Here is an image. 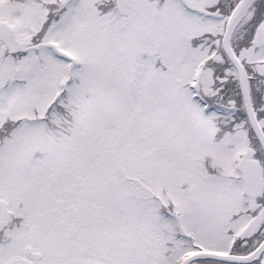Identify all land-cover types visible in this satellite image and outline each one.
<instances>
[{
	"label": "snow or ice",
	"instance_id": "obj_1",
	"mask_svg": "<svg viewBox=\"0 0 264 264\" xmlns=\"http://www.w3.org/2000/svg\"><path fill=\"white\" fill-rule=\"evenodd\" d=\"M0 264H264V0H0Z\"/></svg>",
	"mask_w": 264,
	"mask_h": 264
}]
</instances>
